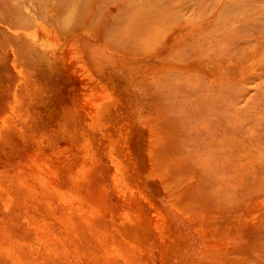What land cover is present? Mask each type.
Here are the masks:
<instances>
[{"label": "rangeland", "instance_id": "1", "mask_svg": "<svg viewBox=\"0 0 264 264\" xmlns=\"http://www.w3.org/2000/svg\"><path fill=\"white\" fill-rule=\"evenodd\" d=\"M0 264H264V0H0Z\"/></svg>", "mask_w": 264, "mask_h": 264}, {"label": "bare ground", "instance_id": "2", "mask_svg": "<svg viewBox=\"0 0 264 264\" xmlns=\"http://www.w3.org/2000/svg\"><path fill=\"white\" fill-rule=\"evenodd\" d=\"M131 7H132V5L130 4V8ZM25 9L26 10L28 9L27 10L28 13L31 12V10L27 6L25 7ZM148 13H149V9L146 8L145 11L141 13V16L142 17H141L140 23H137V24H135L136 23V20H137V18L135 17V15H133V14L130 15L129 20L127 22H125V24H124V30H125V33L127 34L128 37L132 38V36L133 37L137 36V33L139 31V26L142 25V24L144 26L147 25V19L146 18L148 16ZM31 17L33 19H35V20L37 18V16H36L35 13L34 14H31ZM36 25H38V27H41V28H36V29L33 28L34 31L32 30L31 32L30 31L28 32L27 30L24 31V30L18 29V28L17 29L8 28V29H10L12 31V33L14 35H16V36H23L27 40L34 42L39 47V49L41 51H43L44 53L47 54V56L49 58L53 59V61H56V59L59 58V55L61 54V52H59V49H57V48L54 47L55 45H53V46L50 45V42H52V39L53 38H55L56 40L58 38V35L57 36H54V34L56 35L55 28L53 26L46 25L42 21H39ZM62 26L64 28H67L65 22H63V25ZM117 26H118V22H115L114 27H117ZM128 45H130V44H128ZM65 65H66V63H65Z\"/></svg>", "mask_w": 264, "mask_h": 264}]
</instances>
